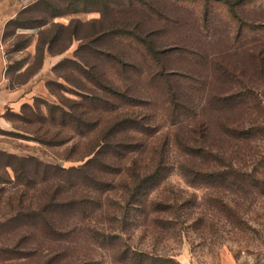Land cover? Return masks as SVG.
Returning <instances> with one entry per match:
<instances>
[{
    "label": "rangeland",
    "instance_id": "rangeland-1",
    "mask_svg": "<svg viewBox=\"0 0 264 264\" xmlns=\"http://www.w3.org/2000/svg\"><path fill=\"white\" fill-rule=\"evenodd\" d=\"M38 1L0 0V12H19ZM180 1L181 6L171 0L151 1L155 8L173 19L174 28L166 30L152 19L144 20L146 33L159 29L157 45L160 49L179 47L207 56V62L195 63V71L185 65L187 60L182 61L184 64L179 61L185 71L188 68L193 71L183 73L193 76L194 83L191 87L185 82L174 84L175 102L180 105L176 120L171 117L167 104V88L158 87L146 78L143 60L135 51H124L126 62L144 71L142 76H136L131 68L121 71L108 64L101 73L106 85L113 90L124 92L129 88L131 95L141 101L140 106L121 107L119 113L95 112L92 117L98 128L92 133L82 135L68 125L53 124L50 118V107L53 106L69 114L82 113V109H86L90 91L108 99L113 105H121L119 100L111 96L107 98L74 66H62L58 73L52 71L53 76L43 74V79L47 80V90L27 104L32 109L23 111V105L19 107L14 103L10 107L8 104L1 107V155L13 156L18 160L34 157L66 171L82 167L93 157L88 155L95 147L98 136L105 125L113 123L117 117L137 116L152 128L153 133L143 135L130 132V141L143 142L144 150L120 160L114 173L102 174L109 183L105 191L80 189L79 195L86 196L82 204L85 212L66 222L63 231L68 233V237L60 243L44 242L42 239L40 242L26 243L25 240L23 243L21 235L8 234L10 231L3 229L2 224L10 219V211L19 205L21 196H24L22 200L27 207L36 206L30 202V198L36 196L38 186L27 189L18 183L11 167L6 172L1 170L0 264H264V137L257 135L249 141L236 145L222 143L223 147L215 148L228 162L232 161L240 172L241 178L236 186L213 180H198L196 186L190 185L182 168L184 163L188 164V159L176 147L177 134L188 133L199 119L209 122H215L218 118L238 121L242 117L238 112L241 109L233 114L232 111L215 114V108L207 106L211 95L231 88V84L217 85L216 80L212 79L214 60L243 64L245 67L240 77L245 81L250 80L251 90L264 101V85L251 68L253 57L264 54V42L261 41L264 40V0ZM206 7L208 16L204 13ZM60 8L63 11V7ZM49 14L40 11L32 15V19L39 17L47 20ZM100 16L98 13L80 14L55 21L63 25H68L71 20L89 23L99 20ZM107 22H112V19L108 18ZM238 22L256 28L258 31L255 35L261 36L253 39L259 41L241 39L234 46L230 39L235 37L234 26ZM203 27L205 31L200 29ZM90 31L91 27L88 26L82 33L86 35ZM8 32L6 38H2L7 63L0 79L4 77L6 80L4 87L21 89L40 73L29 79L24 72V66H30L32 73L39 67V61L36 62L34 58L39 31ZM248 35L246 29L244 36ZM80 45L81 41H75L66 52L48 55L45 61L48 58H51L50 64L57 60L61 63L65 59L76 61V51ZM170 65L168 67L173 71H181L176 70L178 66L175 62ZM60 110H54L57 118L62 115ZM245 119L248 127L249 122H255L254 119ZM161 157L166 166V177L148 196L132 203L133 173L144 175ZM14 163L17 165L18 162ZM211 165L204 164L202 170ZM217 165L210 170L223 172L228 169V166ZM64 188L68 193L66 185ZM68 194L74 195L73 192ZM28 248L38 251L35 259L4 260L9 255H15V251ZM6 251L10 252L7 256L3 253Z\"/></svg>",
    "mask_w": 264,
    "mask_h": 264
},
{
    "label": "trees",
    "instance_id": "trees-1",
    "mask_svg": "<svg viewBox=\"0 0 264 264\" xmlns=\"http://www.w3.org/2000/svg\"><path fill=\"white\" fill-rule=\"evenodd\" d=\"M151 1L39 0L19 12L7 24L4 39L8 35V31L11 30L15 34L21 30L39 31L34 57L36 62L39 61V67L33 73L30 66L26 69L25 72L29 75V79L41 68L46 55L62 54L70 49L75 41H81V45L76 51V61L65 59L54 68V71L58 73L62 66H74L80 71V74L89 80V83L92 82L98 89L102 90L107 98L113 97L115 100H119L121 104L120 107L113 105L109 103L108 99L97 96L90 91L91 95L87 98L89 102L86 101V109H82V113L76 109L79 112H76L78 115L69 114L58 106L50 107V118L53 124L68 125L83 135L86 132L92 133L95 128H98L92 117L95 112L119 113L121 107L140 106L141 101L131 95L129 88L125 89L124 92L113 90L106 85L105 77L101 73L108 64L114 65V68L121 71L131 68L136 76H142L144 71L137 70L135 66L127 64L124 51H135L143 60L146 78L150 82L156 83L158 87L167 88L169 96L167 104H169L171 117L173 120L179 118L176 113H178V106L180 105L175 102L174 84L185 82L191 87L194 83V77L185 75L183 72L195 71V63L207 62V56L179 47L167 50L160 49L157 45L159 29L146 33L144 20L152 19L166 30L174 28L175 22L168 15H164L155 8ZM171 1L181 6L180 0ZM57 4H61V6H57ZM60 7H63V11ZM40 11L50 12L47 20L39 17L32 19V15H36ZM91 13L100 14V19L89 23L71 20L68 25L59 24L55 21L67 16ZM204 13L208 16V7ZM108 18H111L112 22L108 23ZM88 26L91 27V31L85 35L82 31ZM234 27L236 29L234 31L235 37L230 39L234 46L241 39L252 38L253 42L259 41L253 39L261 36L255 35L258 31L256 28L250 25H241L240 22ZM200 29L206 30L205 27ZM246 29L249 31L248 36H244ZM259 31L262 32V29ZM261 41L264 42V40ZM261 55L262 57L254 56L251 61L252 64H250L264 85V54L261 53ZM186 60L188 64L185 63V65L192 68L193 71L189 68L185 71L180 66L179 61L186 62ZM172 62H175V65L178 66L176 70H181L180 72L173 71L168 67L171 66ZM244 67L243 64L233 65L220 59L214 60L211 67L212 74L209 72L212 79L216 80L217 85L231 84V88L225 92L211 95L207 104L208 107L215 108L213 109L215 114L231 111L233 114L234 111L241 109L238 112H241L240 117H242L238 121L218 118L215 122H209L206 119H199L192 128H189L188 133L177 134L176 147L188 159V164L184 163L182 168L187 182L192 186H196L198 180H213L220 184L226 183L236 186L241 178L240 172L235 169L232 161L228 162L225 157L220 155V152L215 151V148L223 147L222 143L236 145V143L249 141L257 135L264 137V101L254 90H251V81H245L240 77ZM26 109H32V107L24 105L23 111ZM54 110L61 111L60 118H57V112ZM245 118L254 119L255 122H249L250 126L248 127ZM152 131V128L137 116L123 115L117 117L113 123L105 125L102 134L98 136L95 147L88 155H93V157L82 167L67 171L57 165L45 164L34 157L18 160L13 156L0 154V171L6 172L5 170L11 167L18 183L22 184L23 187L30 189L38 186L36 201L34 202V196V198H30V202L36 206L27 207L25 201L22 200L24 196H21L19 205L10 211V219L2 224L3 229L6 232L10 231L8 234L21 235V242L23 243L25 240L26 243L40 242L41 239L44 242H63L68 237V233L63 231L66 222L78 218L79 214L85 212L82 204L85 202L86 196L79 195L80 189L90 188L94 191H105L109 183L102 174L114 173L120 160L129 154L144 150L143 142L130 141L129 138L132 136L130 132L149 135L153 133ZM55 146L57 145L55 144ZM14 161L18 162L17 165ZM213 161L216 163L212 164ZM204 164H212L206 169L207 172L202 170ZM217 164L228 166V169L223 172L212 171L215 166H219ZM164 168L166 166L161 157L158 163L144 175H141L140 172L133 173L135 183L130 195L132 203L144 199L151 190H154L164 180L166 177ZM210 168L212 169L210 170ZM64 185H66L68 193L73 192L74 195L66 193ZM15 226L19 227L13 229ZM3 253L7 256L10 252ZM13 254L15 255H9L4 260L15 261L22 258L33 260L38 251L35 248H28L24 251H15ZM53 259L54 257L51 258V260Z\"/></svg>",
    "mask_w": 264,
    "mask_h": 264
},
{
    "label": "crops",
    "instance_id": "crops-1",
    "mask_svg": "<svg viewBox=\"0 0 264 264\" xmlns=\"http://www.w3.org/2000/svg\"><path fill=\"white\" fill-rule=\"evenodd\" d=\"M19 12L10 13L9 11H6V10L0 12V41H2L3 45H4V42L2 38L4 39V33H5L6 26L11 20H13L19 14ZM16 34H19V32H17ZM36 45H37V41L34 46V51H36ZM5 53L6 51H5V46H4V51L3 52L0 51V74L2 73V71L6 69L5 67L7 63V56L4 57ZM45 58H44V61H45ZM50 59L51 58H48L45 62L43 61L41 68L38 70V72L40 71V73L38 74V72H36L34 75H32V77H34L36 74H38L30 82L25 84V86H23L21 89H9L7 87H4L7 85L6 80L4 79V77L0 79V109L2 106L4 105L6 106L7 104L10 107L13 105V103L14 105H19V107L22 105L23 106L27 105L35 97L40 96V93L47 90L45 87L47 80L43 79V74L44 75L50 74V76H53L52 71H54V68L60 63L59 62L60 60H57L55 63L50 64L49 63ZM27 68H28L27 66H24V72L26 71ZM49 80L50 78L48 79V81Z\"/></svg>",
    "mask_w": 264,
    "mask_h": 264
},
{
    "label": "built area",
    "instance_id": "built-area-1",
    "mask_svg": "<svg viewBox=\"0 0 264 264\" xmlns=\"http://www.w3.org/2000/svg\"><path fill=\"white\" fill-rule=\"evenodd\" d=\"M0 51H4V45H3V43H2V41H0Z\"/></svg>",
    "mask_w": 264,
    "mask_h": 264
}]
</instances>
